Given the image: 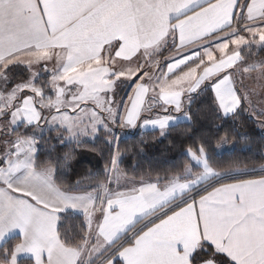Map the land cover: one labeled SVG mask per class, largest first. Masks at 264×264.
<instances>
[{
    "label": "snow or ice",
    "instance_id": "6c2138e0",
    "mask_svg": "<svg viewBox=\"0 0 264 264\" xmlns=\"http://www.w3.org/2000/svg\"><path fill=\"white\" fill-rule=\"evenodd\" d=\"M245 117L264 132V0H0V264H264V163L209 150ZM117 129L182 162L129 172ZM77 149L104 166L69 185Z\"/></svg>",
    "mask_w": 264,
    "mask_h": 264
},
{
    "label": "trees",
    "instance_id": "16d2710c",
    "mask_svg": "<svg viewBox=\"0 0 264 264\" xmlns=\"http://www.w3.org/2000/svg\"><path fill=\"white\" fill-rule=\"evenodd\" d=\"M209 101L206 97H200L193 106L195 112L197 108L202 109V119L196 124V132L206 133L213 137H218L222 133L214 131L215 125L220 124V121H214L212 113L208 110L207 105ZM228 132L230 136L234 135L232 143L225 145L229 149L220 152V148L216 147L217 141L215 139L209 140L210 155H212L214 161L217 164L225 165L231 160H240L242 162L255 163L259 168L261 163H264V132H261L251 123L246 117L243 123L237 121L235 124L230 122L228 126ZM149 142L145 145V152L142 156H136V149L134 145L139 142L140 135L136 130H131L125 137L120 139V147L132 148V152H129L124 159L123 167L129 172L133 169V164L139 161L140 168L137 170V174H142L149 171L152 168L163 169L170 166L173 163L179 164L182 162L180 156L181 148L179 142L175 148L170 147L169 141L159 140V142H153L151 140L152 133H147ZM241 136H248L250 139L245 141L241 139ZM207 138V135H206ZM176 139L175 135L172 137ZM51 143L55 145L56 152L53 155H63L64 152L69 149L62 144H59L55 139H52ZM104 166V160L101 159L95 152H91L84 149H77L75 159L71 161V170L67 173L66 183L72 184L76 179L85 175L89 170L96 172L102 171ZM78 221L69 220L67 222L68 227H76Z\"/></svg>",
    "mask_w": 264,
    "mask_h": 264
},
{
    "label": "crops",
    "instance_id": "0c3cea01",
    "mask_svg": "<svg viewBox=\"0 0 264 264\" xmlns=\"http://www.w3.org/2000/svg\"><path fill=\"white\" fill-rule=\"evenodd\" d=\"M131 130H120L117 129L118 134L120 135L121 138L125 137ZM21 259L23 260V257H21Z\"/></svg>",
    "mask_w": 264,
    "mask_h": 264
},
{
    "label": "rangeland",
    "instance_id": "374dc122",
    "mask_svg": "<svg viewBox=\"0 0 264 264\" xmlns=\"http://www.w3.org/2000/svg\"><path fill=\"white\" fill-rule=\"evenodd\" d=\"M227 149H229V147L228 146H222V147H220V152H222V151H226Z\"/></svg>",
    "mask_w": 264,
    "mask_h": 264
}]
</instances>
